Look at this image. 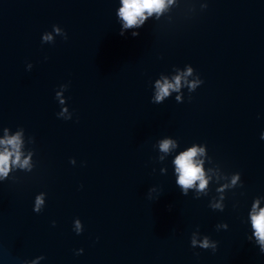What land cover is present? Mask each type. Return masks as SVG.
I'll list each match as a JSON object with an SVG mask.
<instances>
[{
  "label": "water",
  "instance_id": "95a60500",
  "mask_svg": "<svg viewBox=\"0 0 264 264\" xmlns=\"http://www.w3.org/2000/svg\"><path fill=\"white\" fill-rule=\"evenodd\" d=\"M122 6L0 0V264H264V0Z\"/></svg>",
  "mask_w": 264,
  "mask_h": 264
},
{
  "label": "clouds",
  "instance_id": "9594fccd",
  "mask_svg": "<svg viewBox=\"0 0 264 264\" xmlns=\"http://www.w3.org/2000/svg\"><path fill=\"white\" fill-rule=\"evenodd\" d=\"M171 2V0H169ZM122 7L120 9L119 15L125 22V27H133L142 22L145 19V13L151 15L153 12L159 13L165 4V0H121ZM121 35L124 34L123 31L120 32ZM133 37L139 35L138 32H133L131 34ZM180 86V77L175 78V84L168 83L165 81L163 84L157 82V87L159 92L156 96V100L160 101L163 97L169 94V89H178ZM195 83L190 85L194 87ZM4 143V141H0ZM6 143L17 147L18 141L13 138ZM170 141L165 140L161 145V149L167 151ZM198 151L202 149H197L195 147L189 149L186 152L181 153L176 157L174 163L176 165V171L179 173L177 183L184 189L192 187L197 181H199V189L203 190L206 186L207 181L204 179L203 171L200 165L194 161V157L197 155ZM12 153L5 151L0 153V175H6L9 166V157ZM20 162L19 153L16 154L15 160L12 163ZM28 165V160L20 162V166L24 167ZM37 207L42 203L40 198H37ZM253 227L256 230L255 236L257 240L261 243L262 248H264V209H261L259 213L252 216ZM203 247H207V241L204 242Z\"/></svg>",
  "mask_w": 264,
  "mask_h": 264
}]
</instances>
